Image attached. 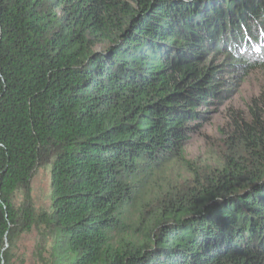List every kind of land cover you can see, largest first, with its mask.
<instances>
[{
    "label": "trees",
    "instance_id": "1",
    "mask_svg": "<svg viewBox=\"0 0 264 264\" xmlns=\"http://www.w3.org/2000/svg\"><path fill=\"white\" fill-rule=\"evenodd\" d=\"M238 68L264 71V0H0V264L35 229L36 264H264V92L173 172Z\"/></svg>",
    "mask_w": 264,
    "mask_h": 264
},
{
    "label": "rangeland",
    "instance_id": "2",
    "mask_svg": "<svg viewBox=\"0 0 264 264\" xmlns=\"http://www.w3.org/2000/svg\"><path fill=\"white\" fill-rule=\"evenodd\" d=\"M238 69L237 74L247 75L249 73L246 68ZM224 86L225 84H223ZM237 86L238 82L232 88L234 90L232 100H226L223 104H208L204 108L201 128L191 136L184 148V160H182L184 164H177V162V165L173 167V172L179 173V176L182 177L181 180L188 177L186 167L188 162L191 163V167L197 165L203 168L217 160L220 150L223 149L220 142L222 135H220L219 129L228 128L232 113L242 112L245 117L247 116V107L250 101L264 92V71L247 75L239 89L236 90ZM212 101L215 100L212 99ZM50 168L51 164L38 167L31 178L28 195L36 212H49L51 209ZM23 196L24 194L21 192L15 196L16 205L21 203ZM45 238H47V242L44 241ZM48 238L50 236L45 235L42 229L32 230L28 234L20 233L15 237V249L12 254L15 259H22L25 264H36V253L41 247H47L51 243V238L50 240Z\"/></svg>",
    "mask_w": 264,
    "mask_h": 264
}]
</instances>
